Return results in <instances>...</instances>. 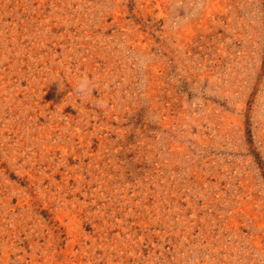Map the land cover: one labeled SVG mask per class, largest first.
Segmentation results:
<instances>
[{
    "label": "rangeland",
    "instance_id": "1",
    "mask_svg": "<svg viewBox=\"0 0 264 264\" xmlns=\"http://www.w3.org/2000/svg\"><path fill=\"white\" fill-rule=\"evenodd\" d=\"M0 264H264V0H0Z\"/></svg>",
    "mask_w": 264,
    "mask_h": 264
},
{
    "label": "clouds",
    "instance_id": "2",
    "mask_svg": "<svg viewBox=\"0 0 264 264\" xmlns=\"http://www.w3.org/2000/svg\"><path fill=\"white\" fill-rule=\"evenodd\" d=\"M78 91H80L81 93H84L87 91V88L84 86V84L82 83L80 88L78 89Z\"/></svg>",
    "mask_w": 264,
    "mask_h": 264
}]
</instances>
